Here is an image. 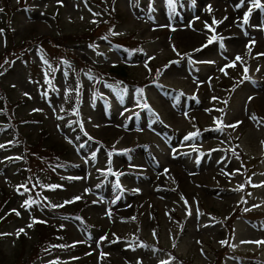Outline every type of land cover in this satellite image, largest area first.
<instances>
[{
    "label": "rangeland",
    "instance_id": "rangeland-1",
    "mask_svg": "<svg viewBox=\"0 0 264 264\" xmlns=\"http://www.w3.org/2000/svg\"><path fill=\"white\" fill-rule=\"evenodd\" d=\"M258 2L0 0V264H264Z\"/></svg>",
    "mask_w": 264,
    "mask_h": 264
},
{
    "label": "trees",
    "instance_id": "trees-1",
    "mask_svg": "<svg viewBox=\"0 0 264 264\" xmlns=\"http://www.w3.org/2000/svg\"><path fill=\"white\" fill-rule=\"evenodd\" d=\"M54 39L50 38V40H52V41H54ZM56 41H58V40H56ZM57 43H59V42H57ZM24 46H25V44L23 43L17 47L11 46L9 48L4 49V51L2 53H0V65H1L3 58H5L7 55H9L11 53H15L16 49H18V48H19V51L23 50L21 48H23ZM103 74H106V75L114 77V78H118L121 81H128L131 78V77H129L131 74L129 68L125 67L123 65L112 66V67L108 68L105 72H103Z\"/></svg>",
    "mask_w": 264,
    "mask_h": 264
},
{
    "label": "snow or ice",
    "instance_id": "snow-or-ice-1",
    "mask_svg": "<svg viewBox=\"0 0 264 264\" xmlns=\"http://www.w3.org/2000/svg\"><path fill=\"white\" fill-rule=\"evenodd\" d=\"M168 2H169V5H170V6L173 4V0H168ZM254 6H256V7H261V5H259L258 0H256V3H255ZM0 11H2V9H0ZM245 23H247V15L245 16ZM212 39L214 40L215 37H213ZM211 42H212V40H209V43H211ZM236 59L239 60L240 57H237ZM222 70H223V69H222ZM253 119H255V117H253ZM231 126H232V127H235L236 125H231ZM187 138H188V137H186V139H187ZM76 199H79V197H77ZM26 203H28V202H26ZM109 215H110V213H109ZM21 231H23V230H21Z\"/></svg>",
    "mask_w": 264,
    "mask_h": 264
}]
</instances>
